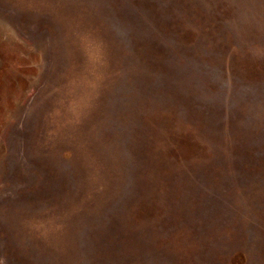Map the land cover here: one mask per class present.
Instances as JSON below:
<instances>
[{
  "label": "rangeland",
  "instance_id": "obj_1",
  "mask_svg": "<svg viewBox=\"0 0 264 264\" xmlns=\"http://www.w3.org/2000/svg\"><path fill=\"white\" fill-rule=\"evenodd\" d=\"M256 3L250 13L221 8L227 23L203 42L230 52L236 42L239 57L262 56L264 68V0ZM123 7L0 0V264H95V238L117 228L135 197L157 191L164 200L141 231L143 264H233L235 256L264 264V86L226 91L200 66L198 79L174 81V99L196 95L193 114L221 112L219 125L205 129L244 157L220 169L181 164L141 192L153 132L149 83H132L145 73L130 66L134 23ZM246 141L256 154L245 155ZM160 240L167 246L149 248Z\"/></svg>",
  "mask_w": 264,
  "mask_h": 264
},
{
  "label": "trees",
  "instance_id": "obj_2",
  "mask_svg": "<svg viewBox=\"0 0 264 264\" xmlns=\"http://www.w3.org/2000/svg\"><path fill=\"white\" fill-rule=\"evenodd\" d=\"M123 2L124 16L135 26H130L128 32L129 46L132 50L130 66L133 70H138L142 66L145 73L143 82L136 80V75L131 80L133 85L149 83L145 95L150 106L147 125L153 131L148 150L150 155L146 157L150 169L141 177L140 183L143 186L140 191L146 192L145 186H148V183H152V186L162 183V178L168 177L174 167L179 169L181 164L185 167L190 163L194 166L202 164L220 169L230 165V160L235 159L239 162L244 156L239 155L236 149L230 146L231 141L226 140L217 132L218 130L205 129L210 122L219 125L221 112L207 116L193 114L192 109L195 108L193 100L196 99V95L182 101L174 99L175 90L181 92L177 89L179 85H174V81L198 79L200 74L196 70L200 66V70L204 72L211 71V75L206 77L211 80L208 79L207 82L216 86L220 80L221 89L226 91L232 84L234 87L244 83L246 85L260 83L264 86V68L260 67L262 56L254 55L255 58H251L252 54L247 50L240 53L247 54L239 57L236 42V50L233 52L223 50L219 45L210 50L208 48L210 46L203 42L205 34H214L222 24L227 23L229 16L222 15L221 8L233 7L240 13H250L254 12L252 9H256L258 5L256 0H237L236 4L231 0H123ZM135 36L138 37V41L141 38L139 48L137 44L134 46ZM243 38L246 39V36ZM201 47H204V51H201ZM200 52L204 54L201 58L203 63L195 59ZM135 55H142L141 60ZM247 56L249 58L245 59ZM250 59L255 61L250 63L248 61ZM153 83L158 85L155 86ZM209 88L211 93L213 88ZM166 95L169 97L166 98ZM245 147H248L244 148V153L248 156L256 154L258 150L255 143L248 141ZM157 192L156 195L151 192L143 198L140 195L135 197L129 202V212L127 210L122 219L117 221V228L108 230L109 234H99L95 238L92 255L95 264L97 260L98 264H143L142 249H145L146 245L145 233L141 231L147 222L158 218L154 210L159 208L158 201L164 200L163 194L158 198ZM161 215L160 213V217ZM167 217L168 215L165 216ZM158 239L164 238L160 236ZM161 240L158 243L154 241L149 248H154L158 244L162 248L166 247ZM166 249L170 251L169 248ZM232 262L241 264V258L235 256Z\"/></svg>",
  "mask_w": 264,
  "mask_h": 264
}]
</instances>
